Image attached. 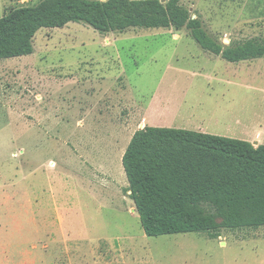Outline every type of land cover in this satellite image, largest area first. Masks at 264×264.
Listing matches in <instances>:
<instances>
[{"label":"rangeland","instance_id":"obj_1","mask_svg":"<svg viewBox=\"0 0 264 264\" xmlns=\"http://www.w3.org/2000/svg\"><path fill=\"white\" fill-rule=\"evenodd\" d=\"M42 1L0 0V19ZM181 4L224 46L264 40V0ZM246 67L186 29L103 35L84 23L41 30L32 55L1 61L0 264H264V228L146 236L121 162L149 102L198 107L210 95L262 112L260 95L229 93Z\"/></svg>","mask_w":264,"mask_h":264},{"label":"trees","instance_id":"obj_2","mask_svg":"<svg viewBox=\"0 0 264 264\" xmlns=\"http://www.w3.org/2000/svg\"><path fill=\"white\" fill-rule=\"evenodd\" d=\"M84 23L100 34L186 29L205 52L228 63L264 57V40L224 46L181 0H44L0 19V62L34 53L44 29ZM130 199L148 237L264 228V145L196 131L146 126L122 158Z\"/></svg>","mask_w":264,"mask_h":264},{"label":"crops","instance_id":"obj_3","mask_svg":"<svg viewBox=\"0 0 264 264\" xmlns=\"http://www.w3.org/2000/svg\"><path fill=\"white\" fill-rule=\"evenodd\" d=\"M230 64H245L247 67L240 72L243 74L242 84L229 83L233 86L229 88V93L232 89H239V91H244L246 94H248L247 92H253L252 94L260 95L259 110L262 112L257 114L255 110L253 111L251 104L244 106H238L234 102L231 103L232 105L211 104L210 102L214 99L210 95V97H203L205 100L197 99L204 104L198 107L192 105L191 108L185 107V104L182 105L181 102L179 105L173 106L166 100L163 104H153L152 101L145 108V114L139 116L140 120L138 119L136 125L138 126L137 131L144 129L146 126L176 128L243 140L254 146L264 145V83L248 84L247 80L250 74L257 78H264V57ZM233 99L235 98L233 97ZM237 103L239 102L237 101ZM247 110L253 112L250 113ZM170 111L175 112L172 114ZM124 153L121 155V162ZM94 165L96 171L103 170L107 173H113L110 170L111 164L106 166L105 161L98 160L94 162ZM133 208L135 209V207Z\"/></svg>","mask_w":264,"mask_h":264}]
</instances>
